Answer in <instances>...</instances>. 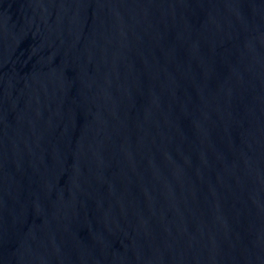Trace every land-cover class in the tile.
<instances>
[{"label":"water","instance_id":"1","mask_svg":"<svg viewBox=\"0 0 264 264\" xmlns=\"http://www.w3.org/2000/svg\"><path fill=\"white\" fill-rule=\"evenodd\" d=\"M0 264H264V0H0Z\"/></svg>","mask_w":264,"mask_h":264}]
</instances>
